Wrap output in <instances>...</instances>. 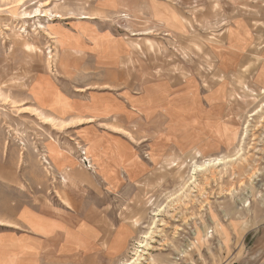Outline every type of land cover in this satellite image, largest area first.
<instances>
[{"label":"rangeland","instance_id":"rangeland-1","mask_svg":"<svg viewBox=\"0 0 264 264\" xmlns=\"http://www.w3.org/2000/svg\"><path fill=\"white\" fill-rule=\"evenodd\" d=\"M263 65L264 0H0V264H264Z\"/></svg>","mask_w":264,"mask_h":264},{"label":"crops","instance_id":"crops-1","mask_svg":"<svg viewBox=\"0 0 264 264\" xmlns=\"http://www.w3.org/2000/svg\"><path fill=\"white\" fill-rule=\"evenodd\" d=\"M173 20H174V22H173V24H172L173 27L177 28L179 31H180V30H182V31H186V30H185V28L187 29L186 25H188V23H189V25L191 24L190 21H189L185 16H181V17H179L178 15H175V14H174V15H173ZM238 27H239V26H238ZM238 27H236L237 29L235 28V30H236L237 32H239V31H238ZM232 29H233V28H232ZM232 29H231V30H232ZM167 34H169V33H167ZM146 42H147V44H149V46H151V47L154 46V41H153L151 38L147 37ZM136 44H137V46L140 47L139 43H136ZM261 70H264V65L261 67L259 73L261 72ZM259 73H258V74H259ZM219 87H220V85H219ZM262 88H263V86L260 87V91H263ZM247 89H249V88H247ZM216 90H218V88H217ZM151 96H152V94L149 93V94L147 95V99H149V97H151ZM145 107H152V105H150L149 100H148L147 104L145 105ZM65 227L67 228V226H65ZM63 228H64V226H63ZM66 230H68V229H66ZM66 234H67V235L69 234L68 238H76V235H75V234H72V232L69 231V230H68V232H67ZM71 236H73V237H71Z\"/></svg>","mask_w":264,"mask_h":264},{"label":"bare ground","instance_id":"bare-ground-1","mask_svg":"<svg viewBox=\"0 0 264 264\" xmlns=\"http://www.w3.org/2000/svg\"><path fill=\"white\" fill-rule=\"evenodd\" d=\"M256 114H257V112H253L251 115H256ZM44 118L50 119V120H53V121L55 120L54 118H52L50 116H44ZM234 160H235V158H234ZM224 161H225L224 159H219L218 162H215L214 160H209L206 164H204V166L203 165H196L195 168L196 169L199 168V170L205 169L206 167H211L212 168V167H214V165H216V163H219L220 164V163H224ZM143 246L149 247V245L147 243L145 245H143ZM143 251H144L143 249L140 250V254L138 255V257L133 262H129L128 264H142L143 260L146 259L145 257H143V255L145 253H147V252H143ZM141 252H143L144 254H142Z\"/></svg>","mask_w":264,"mask_h":264}]
</instances>
